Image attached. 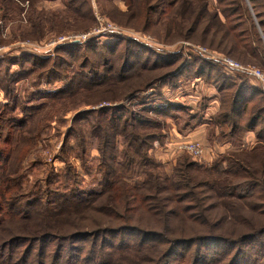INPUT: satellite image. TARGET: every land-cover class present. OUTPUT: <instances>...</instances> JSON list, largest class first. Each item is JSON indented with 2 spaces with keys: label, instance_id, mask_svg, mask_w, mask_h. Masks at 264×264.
I'll list each match as a JSON object with an SVG mask.
<instances>
[{
  "label": "rangeland",
  "instance_id": "rangeland-1",
  "mask_svg": "<svg viewBox=\"0 0 264 264\" xmlns=\"http://www.w3.org/2000/svg\"><path fill=\"white\" fill-rule=\"evenodd\" d=\"M66 2L67 0H12L17 11L7 12L6 17L11 25L6 24L2 28L0 25V109L3 103H10L13 96L19 104L26 103L24 112L17 110L14 113L17 120H25V124L18 128L23 137L19 136L17 142L12 140L6 143L0 140V179L14 185L8 190L1 184L0 189L12 203L8 211L19 208L23 211L21 215L9 216V212L5 211L6 207L3 209L5 214L3 213L2 225L10 231L7 230L8 234L4 233L0 239L31 233V230L42 232L48 226L72 232L74 231L71 229L77 226L91 228L97 223L103 226L112 223L109 222L113 221L112 215L116 219L134 217L138 220L140 218L136 214H141L144 216V224L139 223V226L146 230L157 227L162 229L165 215L160 214L162 210L155 201L151 209L159 213L154 215L147 216L139 206L127 205L123 208L119 202L122 194L115 192L113 188L106 191L109 183L122 177L126 180L125 183L135 188L133 184L143 182L148 173L170 174L178 159L187 157L191 161L210 166L224 155L252 149L254 136L248 138L239 129L236 133L229 134L230 124L219 117L223 111L222 102L230 98L234 89L222 94L213 84L201 80L197 89L194 87V80L197 78L189 74L162 81L161 75L164 72L167 74L166 71L173 69L181 60L174 67L151 69L153 64L161 63L154 54L160 51L173 52L178 47L191 48L202 58L217 64L219 72L226 73L232 79L245 75L244 79L248 83L264 88L250 72L254 70L264 75V51L257 58H251L240 51L225 54L192 39H168L166 42L157 40L154 33L163 36L161 27L153 25L141 31L143 23L140 20H131L119 13V10L127 9L126 0H75V4L81 6L83 11H92L94 21L85 24L86 20L66 13L62 18L67 19L70 24L56 22L55 31L51 30L50 23L44 24L43 21L48 16L46 13L58 11ZM244 2L264 47V34L256 15L249 1ZM219 7L217 0H208L210 11ZM41 8L45 10L44 13ZM62 18L59 17L60 20ZM31 19L34 23L37 22V28L30 29ZM119 19L122 22L119 23ZM125 39H134L146 47H138ZM62 45L70 47L63 51ZM216 45L217 39L213 47ZM148 48L151 51H147ZM28 54L30 57L26 56ZM222 58L230 59L248 71L229 69L223 64ZM193 60L195 59L191 62ZM142 65L150 69L140 71ZM123 69L125 72L122 75L128 76L117 74V71ZM137 71L139 73L136 74ZM133 73L135 74L131 76ZM95 85L98 86L94 87ZM212 89L214 92H211ZM214 93H217L215 98ZM164 98L182 103L184 109L163 115L141 111L142 102L161 104L164 103ZM260 106H264L263 96L253 104L255 108ZM101 107L109 109L103 113L97 111ZM85 111L88 113L76 119L78 113ZM248 111L249 109L247 113ZM133 112L146 117L149 122L135 123L129 119ZM192 116L197 119L201 117V121L205 118L211 120L206 127L200 128L206 138L201 134L190 133L191 137L180 135V132L198 127H185L186 123L192 124ZM123 119L129 122L124 125L126 132L116 135V131H119L116 129L121 128ZM2 120L3 118L0 119V136L13 133L10 128L1 126ZM111 124L114 128H109ZM187 140L198 141L204 146L212 145L206 148L207 151L214 149L212 156L196 160L187 153L178 152L175 145ZM236 145L245 146L238 148ZM137 152L138 155H144L146 161L139 158ZM160 166L162 168L159 169ZM150 185L154 186L153 180ZM65 191L80 196V199L90 198L92 196L89 194H93L91 199L94 201L80 213L67 215V210L58 212L59 195ZM155 195L154 190H148L144 199H156ZM209 195L217 196L215 192H209ZM214 201L212 212L220 218L222 231L230 236L248 226L237 219L238 213L243 212L252 221L264 218L243 202L241 203L245 205L242 209L239 206L231 209L230 205L236 204L233 200L230 205H222L217 199ZM173 213L175 218L171 219L168 230L172 229L177 234L190 233L192 224L185 222V219H189L194 212H188L185 217L183 214L179 216L180 210L173 209ZM128 237L132 236H126ZM126 241L133 244L132 239ZM209 255L212 257L209 263L212 264H219V259H225L219 250L215 253L209 251ZM110 256L124 264H141L138 255H120L117 251H110Z\"/></svg>",
  "mask_w": 264,
  "mask_h": 264
},
{
  "label": "trees",
  "instance_id": "trees-1",
  "mask_svg": "<svg viewBox=\"0 0 264 264\" xmlns=\"http://www.w3.org/2000/svg\"><path fill=\"white\" fill-rule=\"evenodd\" d=\"M217 1L220 3L219 9L210 11L208 0H126L127 9L119 10V13L131 20L133 18L140 20L143 23L141 31L153 25L161 27L163 36L154 33V37L163 42L168 39L174 41L192 39L225 54L240 51L247 53L251 58H257L258 54L264 51V47L244 0ZM248 1L264 34V0ZM10 11H17L12 5V0H0L1 28L6 24L11 25L6 17L7 12ZM44 11L43 9L42 13ZM115 12L118 14V11L115 10ZM66 13L86 20L85 24L94 21L91 10L83 11L81 6L75 4V0H67L64 7L58 11L46 13L48 16L45 15L44 24L50 23L52 26L50 29L54 31L56 22L70 24L67 19L62 18ZM118 21L122 22L121 19ZM29 23L30 29L37 28V22L35 24L34 20L31 19ZM215 39H217V45L213 47ZM125 41L134 43L138 47H146L141 46L134 39H125ZM224 41H226L225 44ZM61 47L64 51L70 46L62 45ZM178 48H175L173 52H154L161 63H155L150 68L174 67L177 61L181 60L173 69L166 71L167 74L164 72L160 79L164 81L189 74L213 84L219 93L223 94L234 89L230 98L222 102L223 111L219 117L223 122L230 124L229 134L236 133L238 129L242 130V135L246 136L252 132L256 140L253 148L224 155L210 166L191 161L187 159L188 157L178 159L170 170V174L148 173L143 182L133 184L136 189L125 183L126 180L122 177L109 183L106 191L113 188L115 192L122 194L119 202L123 208L127 205L139 206L141 211L147 213V216L154 215L159 213L151 209L155 201L162 210L160 214L165 215L162 229L157 227L146 230L139 226L144 224L142 222L144 216L141 214H136L140 218L138 220L134 217L116 219L112 215L113 221H109L112 223L103 226L97 223L91 228L77 226L71 229L74 232L56 230L48 226L42 232L31 230V233L7 236V238L4 236L0 239V264H124L123 261H115L110 256V251H117L120 255H138L141 258V264H212L209 263L212 258L209 251L215 253L216 250L225 256L224 260L217 261L219 264H264V218L262 217L260 221H252L245 217L243 212L238 211L243 215L238 213L237 219L244 221L248 226L245 230L230 236L222 231L223 225L220 218L212 212L214 199L220 201L222 205H227L233 200L236 204H229L231 209H235L233 206H239V209H242L247 204L253 212L260 214L258 216H264V106L253 107V104L257 103L262 96L264 97V88L254 87L248 83L244 79L245 75L232 79L226 73L219 72L217 64L202 58L191 48ZM147 51L151 49L148 48ZM26 56L30 57L29 54ZM192 59L195 60L191 62ZM150 68L142 65L140 71ZM122 72L125 70L117 71V74L122 77L128 76L122 75ZM122 77L119 78L122 79ZM10 99L11 102L3 103L0 109V119L3 118L1 126L8 127L13 132L0 136V140L6 143L12 140L17 142L19 136L23 137V134L18 132V128L25 124V120H17L18 117L14 116V113L17 110L24 112L23 107L26 103L19 104L15 96ZM145 103H141L143 108L141 111L161 115L184 109L182 103L167 98H164V103L161 104ZM108 109L101 107L97 111L103 113ZM87 113L88 111L78 113L76 119ZM129 119L138 124L149 122L146 117L137 112L130 113ZM190 119L193 121L192 124L186 123L185 127H193L203 122L200 120L201 117L197 119L196 116H192ZM117 121H120V117ZM120 124L121 128L116 129L119 130L116 131V135H123L126 132L124 125H128L129 122L123 119ZM110 126L109 128H114L113 124ZM243 146L245 145H236L238 148ZM138 156L146 161L144 155ZM152 180L154 186L150 185ZM1 184H4L8 190L14 186L11 182L0 179ZM151 189L156 193V199L145 200L148 190ZM132 190L135 192L132 193ZM209 192H215L217 196L210 197ZM89 195L94 197L93 194ZM160 195L162 197H159ZM92 197L80 199V196L65 191L59 195L57 211L67 210V215L83 212L94 201ZM10 204L12 203L9 202L8 195L0 189V236L10 231L2 225L3 213L6 211L9 212V216H17L23 212L19 208L12 209L11 213L8 211ZM5 207L7 210L4 211ZM173 209L180 210L179 216L183 214L184 217L188 212H194L189 219H185V222L192 224L190 233L177 234L172 229L168 230L167 227H171V219L175 218ZM180 219L183 220L182 217ZM126 236L132 237L126 238ZM127 239H132L133 244L128 243Z\"/></svg>",
  "mask_w": 264,
  "mask_h": 264
},
{
  "label": "built area",
  "instance_id": "built-area-1",
  "mask_svg": "<svg viewBox=\"0 0 264 264\" xmlns=\"http://www.w3.org/2000/svg\"><path fill=\"white\" fill-rule=\"evenodd\" d=\"M222 62H224L223 64L228 66L229 69H245L244 71H248V69L239 66L237 63L230 59L222 58ZM250 72L254 75L255 78L257 77L261 84L264 85V75L254 70H250ZM175 149L178 152L189 154L196 160H205L207 158H210L213 154L212 151H207L206 147L200 142L192 140L180 141L177 145H175Z\"/></svg>",
  "mask_w": 264,
  "mask_h": 264
},
{
  "label": "crops",
  "instance_id": "crops-1",
  "mask_svg": "<svg viewBox=\"0 0 264 264\" xmlns=\"http://www.w3.org/2000/svg\"><path fill=\"white\" fill-rule=\"evenodd\" d=\"M196 78H197V79L194 80V87H196V88L198 89V87L200 86V85H199V81H200V80L202 81V79L199 78V77H196ZM188 82H190V81L188 80ZM203 82H204V81H203ZM201 84H204V83H201ZM206 85H207V84H206ZM207 86L209 87L210 85H207ZM196 88H195V89H196ZM213 88H214V87H213ZM211 92H214V89H212ZM216 95H217V93H214V94H213L214 98L217 97ZM203 121H204V122H202L201 124H199L198 127H196V128L188 129V130L184 131L183 133L180 132V135H182V136H184V137H188L190 133H192L191 135L201 134L202 137L205 136V138H206V137H207L206 134L201 133L200 130H202V129H200V128H202V127H206V125H208L209 122H210L211 120L205 118V119H203ZM203 134H204V135H203ZM187 135H188V136H187ZM251 136H254V135H253L252 132H249V133L247 134V137H248V138H251ZM189 137H191V136H189ZM200 137H201V136H200ZM252 138H253V137H252ZM253 140H254V142L256 141L255 138H253ZM254 142H253V143H254ZM205 146H206V148H210L212 145H205ZM211 151L214 152V149H213V150L211 149Z\"/></svg>",
  "mask_w": 264,
  "mask_h": 264
}]
</instances>
